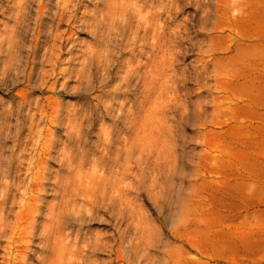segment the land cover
I'll return each mask as SVG.
<instances>
[{
  "label": "rangeland",
  "instance_id": "374dc122",
  "mask_svg": "<svg viewBox=\"0 0 264 264\" xmlns=\"http://www.w3.org/2000/svg\"><path fill=\"white\" fill-rule=\"evenodd\" d=\"M262 98L264 0H0V195L25 141L18 211L59 180L1 264H264Z\"/></svg>",
  "mask_w": 264,
  "mask_h": 264
},
{
  "label": "bare ground",
  "instance_id": "6f19581e",
  "mask_svg": "<svg viewBox=\"0 0 264 264\" xmlns=\"http://www.w3.org/2000/svg\"><path fill=\"white\" fill-rule=\"evenodd\" d=\"M138 1V0H137ZM141 1H143V0H141ZM135 3V2H134ZM105 78H106V76H105ZM41 81V80H40ZM65 81V80H64ZM59 89V88H58ZM37 97V96H36ZM38 105V104H37ZM36 106V105H35ZM36 108V107H35ZM27 110H29V109H27ZM26 110V111H27ZM38 111V110H37ZM27 113H28V111H27ZM5 115V114H4ZM8 115V114H7ZM29 115V114H28ZM26 117V116H25ZM24 117V118H25ZM133 117V116H132ZM29 118V117H28ZM134 118V117H133ZM27 119V118H26ZM25 119V120H26ZM31 121V120H30ZM37 121V120H36ZM132 121V120H131ZM29 122V120L28 121H26V123H28ZM32 122V121H31ZM132 123V122H131ZM1 124V123H0ZM30 124V123H29ZM28 124V125H29ZM133 124V123H132ZM27 125V124H26ZM33 126V125H32ZM16 130V129H15ZM19 130V129H18ZM18 130H16V131H18ZM1 132V131H0ZM4 132V131H3ZM19 132V131H18ZM4 134V133H3ZM5 134H6V132H5ZM7 134H8V132H7ZM15 134V133H14ZM0 135L2 136V133H0ZM16 135V134H15ZM26 135V134H25ZM24 135V136H25ZM0 136V137H1ZM4 136V135H3ZM26 137V136H25ZM56 137V136H55ZM3 139V138H2ZM6 139H7V137H6ZM59 139V138H58ZM1 140V139H0ZM26 140V139H25ZM231 141V140H230ZM2 142V141H1ZM26 142V141H25ZM23 143V141H22V143H23V145L24 146H22V149H21V151H22V153L25 151V153L28 151V143L26 142V143ZM21 143V144H22ZM7 147V146H6ZM49 147V146H48ZM54 147V146H53ZM116 147V146H115ZM50 148V147H49ZM2 149V148H1ZM119 152V151H118ZM21 152H20V156H18L16 159L17 160H15V157H14V160L16 161V162H14V164L12 165V166H10V167H8V165H7V167H8V169L9 170H6V172L8 173H6V175H9L8 176V178L10 177V179H11V184H9V185H6L5 187H6V190L5 189H3V194L2 195H0V196H2V198H1V201H0V239H3V238H5V237H7V235H8V233H9V231H8V227L10 226V224H11V221L13 220V222L15 221V222H21V224H22V222H26V224H27V227L28 228H30V226H32V232H31V230H29L28 229V231L26 232V233H29V234H27L29 237H31L32 239L34 238L36 241H34V242H36V243H33V244H36V245H38V249L36 248V249H34L31 245V247H32V249L30 248V250H28V251H30V252H32L33 254H37L38 253V255H36V256H38V258H40V256L42 257V255L40 254V250H41V248L43 247L42 245H44L43 243L45 242L44 240L42 241V239H41V233L43 232V230H45V228H46V226H45V224L46 223H42L41 225H42V227H43V225H44V227L42 228V231H41V229H40V231L39 230H36V229H38V226H39V224L41 223V218H42V216H44V214L45 215H47V213H48V217H50L51 219H56V217L55 218H53V217H51L52 215H55L54 214V212H53V214H51L52 213V210H51V212L49 213V211H50V209H49V211H47V213L45 212H43V206H44V202H43V200H44V198L43 197H45L46 196V194L47 193H51L53 196H54V198H56L55 197V195L54 194H56V191H57V189H56V185H57V180H58V178L56 177V174H57V171H55V170H52L51 171V175L50 176H45L44 174V179L46 178H49L50 177V179H47V180H49V182H47V183H45V182H41V184H40V186L38 187L39 188V190H38V192L41 194H38L37 193V195L35 196V197H32L33 199V201L36 203L33 207H32V209H30L29 208V210H28V212L26 213V212H23V210L21 209L20 211H18V209L21 207V204L23 205V203H25L24 202V199H23V197H21V196H23V190L21 189V184H22V181H23V179L25 178V179H27L25 176L23 177V174H24V168H23V166H24V163H25V161H26V157H25V155H24V157H23V154H22ZM55 151H53V152H51V158H52V160H54L55 161V159L57 158V156L55 155ZM4 155V154H3ZM16 156V155H15ZM11 157V156H10ZM9 157V158H10ZM58 159V158H57ZM56 159V160H57ZM61 160V159H60ZM0 161H1V159H0ZM5 161V160H4ZM0 163H2V161L0 162ZM4 163V162H3ZM1 166H2V168H3V165H0V168H1ZM1 168V169H2ZM4 170V169H3ZM28 170V169H27ZM4 171H0V175H1V177H3L4 176ZM26 173V172H25ZM47 174V173H46ZM5 175V178H7V176ZM49 175V174H48ZM42 176V175H41ZM40 176V177H41ZM0 177V178H1ZM36 177H38V176H36ZM43 177V176H42ZM5 178H3V179H5ZM7 178V179H8ZM104 178H106V177H104ZM108 178V177H107ZM2 179V178H1ZM0 179V180H1ZM6 179V180H7ZM37 179V178H36ZM25 181V180H24ZM45 181V180H44ZM59 181V180H58ZM61 181V180H60ZM10 182V181H9ZM8 182V183H9ZM6 183V182H5ZM25 183V182H24ZM27 184V183H26ZM60 185H62V184H60ZM26 186V185H25ZM59 187V186H58ZM65 187H67V186H65ZM107 187V186H106ZM105 187V188H106ZM26 188V187H25ZM104 188V189H105ZM20 189L22 190V194L21 195H19V191H20ZM2 190V189H1ZM109 190V189H108ZM65 191H67V190H65ZM64 190L63 191H61V192H65ZM107 191V190H106ZM2 192V191H1ZM60 192V191H59ZM121 193V192H120ZM62 194V193H61ZM60 194V195H61ZM42 195H43V197H42ZM63 196H62V198L63 197H65L64 196V193L62 194ZM119 195V194H118ZM117 195V196H118ZM20 196V198H22L23 200L22 201H20V198H18ZM25 196V195H24ZM31 196V195H30ZM27 197V196H26ZM100 197H102L101 195H100ZM119 197V196H118ZM30 198V197H29ZM18 199V200H17ZM26 199V198H25ZM93 199V198H92ZM95 199V198H94ZM103 199V198H102ZM108 199V198H107ZM107 199H105V200H107ZM120 199V198H119ZM119 199H118V201H119ZM53 200V199H52ZM66 200V199H65ZM64 200V201H65ZM16 201H18V202H16ZM55 201V200H54ZM59 201V200H58ZM97 200L95 199V201L93 200V202H96ZM112 201V200H111ZM111 201H110V199H109V205H107V206H110V204H111ZM19 202H23V203H19ZM51 202H53V201H51ZM60 202V201H59ZM58 202V203H59ZM92 202V203H93ZM98 202V201H97ZM104 202V201H103ZM106 202V201H105ZM107 202V203H108ZM121 202V201H120ZM120 202H119V204H120ZM53 203H55V202H53ZM53 203H51V206H53V205H55V204H53ZM61 203H63L62 201H61ZM91 203V202H90ZM101 203V202H100ZM100 203H99V205H100ZM20 204V205H19ZM26 204V203H25ZM70 204V203H69ZM103 204V203H102ZM105 204V203H104ZM117 204V203H116ZM122 204V203H121ZM28 205H29V202H28ZM27 205V206H28ZM31 205V204H30ZM59 204H57L56 206H58ZM94 205L96 206V204L94 203ZM93 205V206H94ZM112 205V204H111ZM20 206V207H19ZM24 206V205H23ZM49 206H50V203H49ZM48 206V207H49ZM63 206H65L66 207V205H65V203H63V205H62V207ZM67 206H68V204H67ZM75 206V204L73 205V208H71V210H72V212L74 213V214H77V213H75L74 211H73V209L75 208L74 207ZM92 206V205H91ZM92 206V207H93ZM104 206V205H103ZM106 206V205H105ZM115 206V205H114ZM61 209H62V207H61V205L59 206ZM59 207H57V209L59 208ZM86 207V206H85ZM83 208V209H86V210H83V211H87V208ZM117 207H118V204H117ZM117 207H115V208H117ZM23 208V207H22ZM25 208V207H24ZM60 208L57 210V209H55V210H57L56 212V215H57V218L59 219V220H61V222H63V224H64V222H65V224L67 225V226H71V223H82L81 221H82V217H77V216H79V215H77L76 217H75V215L73 214L72 216H71V214L70 213H72V212H70L69 214H70V216L72 217V218H67V219H64L65 218V214H67L68 212H65L64 213V210L65 211H67V209H62V213H64L63 214V221H62V217H61V212H60ZM67 208V207H66ZM102 208V207H101ZM104 209L105 208H107V207H103ZM114 208V209H115ZM121 208H123V207H121ZM54 209V208H53ZM81 209V208H80ZM45 210V209H44ZM69 210V209H68ZM70 210V211H71ZM75 210V209H74ZM78 210V209H77ZM82 210H80V212L82 211ZM88 210L90 211L91 210V208L89 209V207H88ZM108 210V209H107ZM107 210H105V211H107ZM110 210H111V207H110ZM117 210V209H116ZM121 210V209H120ZM94 211V209L92 210V212ZM104 211V210H103ZM117 211H119V210H117ZM79 212V211H78ZM88 212V211H87ZM86 212V213H87ZM110 212V211H109ZM120 212V211H119ZM123 212V211H122ZM82 213V212H81ZM115 213V212H114ZM121 213V212H120ZM58 214H60L59 216L61 217V218H59L58 217ZM69 214L67 215L68 217H69ZM83 214V213H82ZM89 215H90V213H88ZM95 214H96V216H98L99 214H101V213H94V216H95ZM98 214V215H97ZM51 215V216H50ZM65 215V216H64ZM115 215H117V218H119V216H121V214H115ZM119 215V216H118ZM29 216H32V218L30 219L29 218ZM81 216H83L84 217V215H81ZM88 216V215H87ZM86 216V217H87ZM92 216V215H91ZM95 216V217H96ZM102 216V215H101ZM47 217V216H46ZM74 217V218H73ZM93 217V216H92ZM50 218H48V220H50ZM57 219V221H55L56 223H55V225H56V227H58L57 225L59 224L58 223V220ZM85 220L86 219H88V217L87 218H84ZM91 219V218H90ZM94 219V218H93ZM105 219V218H104ZM52 220V223H51V220L50 221H48V223L50 222L51 224H52V226H54L53 224H54V221ZM101 220V219H100ZM118 220H121V219H118ZM84 221V220H83ZM90 221V220H89ZM102 221V220H101ZM44 222V221H43ZM60 222V221H59ZM47 223V224H48ZM119 223V222H118ZM15 224V223H14ZM64 224V225H65ZM114 224H115V222H114ZM13 225V224H12ZM117 225V224H116ZM23 226V225H22ZM48 226H51V225H48ZM47 226V227H48ZM51 226V227H52ZM60 227L62 226V223L59 225ZM12 227V226H11ZM56 227H52V228H56ZM59 227V228H60ZM65 227V226H64ZM75 227H76V231H74V232H76V233H79L78 232V230H80V226L79 225H75ZM118 227V226H117ZM23 228H26V226L25 227H23ZM59 228H57V232L58 231H61ZM62 228H63V226H62ZM11 229V228H10ZM22 229V228H21ZM31 229V228H30ZM119 229V228H118ZM23 230V229H22ZM47 230V229H46ZM68 230H70V229H68ZM12 231V230H11ZM50 231H52L51 229H50ZM71 231V230H70ZM96 231V230H95ZM13 232V231H12ZM48 232H49V229H48ZM47 232V233H48ZM54 232V231H53ZM52 232V233H53ZM21 233V232H20ZM25 233V234H26ZM46 232H44V233H42L43 235L45 234ZM55 233V232H54ZM60 233V232H59ZM69 233V232H68ZM76 233H74L75 235H76ZM96 233V232H95ZM94 233V234H95ZM99 233V232H98ZM102 233V232H101ZM49 234V233H48ZM48 234H46V235H48ZM61 234H63V231H61ZM65 234V233H64ZM67 234V233H66ZM23 235V234H22ZM26 235V236H27ZM46 235H44V236H46ZM87 235H89V234H87ZM102 235V234H101ZM53 236V235H52ZM55 236H57V234L56 235H54V237ZM66 236V235H65ZM77 236V235H76ZM60 237V236H59ZM59 237H57V240H60V239H58ZM102 237V236H101ZM44 238V237H43ZM51 238V237H50ZM91 238H93V237H91ZM91 238H90V240H91ZM54 239V238H53ZM52 239V240H53ZM66 239V238H65ZM89 239V238H88ZM24 240V239H23ZM49 240V239H48ZM52 240H51V242H52ZM55 240H56V238H55ZM62 240V239H61ZM83 240H85V238L83 239ZM9 241V240H8ZM27 241H29V240H27ZM32 241V240H31ZM50 241V240H49ZM54 241V240H53ZM73 241V240H72ZM71 241V242H72ZM22 242V241H21ZM20 242V243H21ZM24 242V244H25V240L23 241ZM33 242V241H32ZM61 242V241H60ZM60 242L59 243H57V242H55L54 241V244L52 245L51 244V246L53 247L54 245L56 246V244L55 243H57L58 245L56 246V248L58 247H60V245H64V244H62V242H61V244H60ZM68 242V241H67ZM74 242V241H73ZM72 242V243H73ZM85 242H87V241H85ZM84 242V243H85ZM89 242V241H88ZM92 242V241H91ZM91 242H89V243H91ZM97 242V241H96ZM96 242H95V244H96ZM108 242V241H107ZM16 243V242H15ZM45 243H47V245H48V241L47 242H45ZM50 243V242H49ZM71 243V244H72ZM83 243V244H84ZM89 243H87V244H85V246H86V248H87V250H85V251H87V252H93L96 248L98 249V247H95V245H92V244H89ZM99 243V242H98ZM32 244V243H31ZM60 244V245H59ZM68 244V243H67ZM104 244H106V243H103V245ZM109 244V243H108ZM76 245V244H75ZM79 245V244H78ZM97 245V244H96ZM9 246V245H8ZM17 246V245H16ZM77 246V245H76ZM98 246V245H97ZM50 247V246H49ZM68 247V246H67ZM74 247V246H73ZM78 247V246H77ZM47 248V247H46ZM60 248H62V247H60ZM64 249L66 248V246H64L63 247ZM85 248V247H84ZM101 248V247H100ZM103 248V247H102ZM49 249V248H48ZM64 249L63 250H60V251H64ZM68 249H70V248H68ZM75 249H76V247H75ZM51 250V249H50ZM53 250V249H52ZM54 250H56V249H54ZM57 250H59V249H57ZM67 250V249H66ZM23 251V250H22ZM68 251V250H67ZM97 251V250H96ZM65 252V251H64ZM25 255V254H24ZM92 255V254H91ZM32 256V255H31ZM49 256V255H48ZM87 256V255H86ZM25 257H26V260H25ZM25 257H23L24 259H23V264H31L32 262L30 261L29 262V256H28V258H27V255H25ZM43 257H44V255H43ZM47 258L48 257H46L45 259V261L47 262ZM20 259H21V257H20ZM49 259V258H48ZM83 259V258H82ZM42 260H44V259H42ZM84 260V259H83ZM87 260V259H86ZM89 260V259H88ZM40 261V260H39ZM40 262H42V261H40ZM82 262V261H81ZM84 262H86L85 260H84ZM88 262H90V260L88 261ZM44 263V262H43ZM0 264H1V262H0ZM73 264V263H72Z\"/></svg>",
  "mask_w": 264,
  "mask_h": 264
},
{
  "label": "crops",
  "instance_id": "0c3cea01",
  "mask_svg": "<svg viewBox=\"0 0 264 264\" xmlns=\"http://www.w3.org/2000/svg\"><path fill=\"white\" fill-rule=\"evenodd\" d=\"M251 103H253V102L251 101ZM258 104H261V106H262L261 109H262V111H264V98L261 99L260 103H257V102L253 103V105L256 107H258ZM245 206L246 207H260V206L264 207V204L261 205L259 203H254L252 201H246Z\"/></svg>",
  "mask_w": 264,
  "mask_h": 264
}]
</instances>
